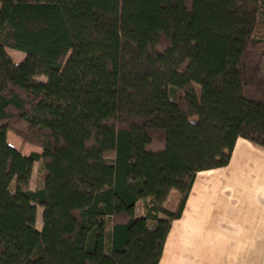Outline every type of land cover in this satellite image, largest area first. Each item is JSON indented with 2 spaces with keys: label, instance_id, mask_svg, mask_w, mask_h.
Instances as JSON below:
<instances>
[{
  "label": "trees",
  "instance_id": "16d2710c",
  "mask_svg": "<svg viewBox=\"0 0 264 264\" xmlns=\"http://www.w3.org/2000/svg\"><path fill=\"white\" fill-rule=\"evenodd\" d=\"M262 25L264 0H0V264H160L197 174L264 148Z\"/></svg>",
  "mask_w": 264,
  "mask_h": 264
},
{
  "label": "rangeland",
  "instance_id": "374dc122",
  "mask_svg": "<svg viewBox=\"0 0 264 264\" xmlns=\"http://www.w3.org/2000/svg\"><path fill=\"white\" fill-rule=\"evenodd\" d=\"M256 34L258 37L264 38V25L258 29ZM8 53L16 63L21 62L25 56L23 53L13 50H9ZM8 142L16 149H21L24 155H29L33 151H42L34 144L26 142L25 140L24 143H22L21 139L14 131L8 133ZM40 170L41 166L38 164L33 168L32 189H36L40 186ZM232 177L236 180L240 178V176L237 177L236 173H231L230 170L198 175L194 193H192L190 199L191 203L195 200L193 209L191 208L192 210H189L187 214L185 213L180 221H173L171 223V229L173 231L177 230L171 236V245L175 247L174 250H178L181 253L186 252L187 255L191 254L189 257H192V259L185 262L191 264L234 263L230 261L231 258L226 253H232L236 248H230L225 243L219 244L216 242L218 239H221V234L225 233L227 235H232V232L229 230H224V233L208 231L207 229L209 227L206 226H210L211 228H217V226L231 228V225H236L237 223L246 224L247 215L250 213L253 214V218L249 217V222L264 224V179L261 180L262 175H256L254 189L249 191H246L243 186V181L237 186L238 189L236 187L234 189L233 186H230L233 182ZM243 177L246 176H242V178ZM215 179L220 180V187L214 183ZM218 187L219 190L217 189ZM177 203L178 193L174 190L170 193L165 207L173 211ZM143 205L142 201L137 203L135 208L136 216H144L145 212ZM41 212L42 209L38 207L36 222L38 229L42 228ZM159 217L164 218L162 215H159ZM246 233L247 232L241 231L235 233V235H244ZM256 234L259 235L261 233L258 232ZM256 250L258 253L255 255L256 262L253 264H264V249L260 248ZM237 264L252 263L245 260Z\"/></svg>",
  "mask_w": 264,
  "mask_h": 264
},
{
  "label": "crops",
  "instance_id": "0c3cea01",
  "mask_svg": "<svg viewBox=\"0 0 264 264\" xmlns=\"http://www.w3.org/2000/svg\"><path fill=\"white\" fill-rule=\"evenodd\" d=\"M225 170L226 171L230 170L231 173H236L237 177L240 176L239 180H236L234 179V177H232L233 182L230 184V186H233L234 189L235 187L238 189L237 186H239L241 184L240 182L243 181V186L245 187L246 191L253 190L254 184L256 182L255 179L256 175H262L261 180L264 179V148L254 145L245 139L239 138L234 146V150L230 162L226 167L199 172L197 176L200 174H213ZM197 176L190 191L182 216L180 219L175 221H180L183 218V215L185 213L187 214V212L189 210H192L194 207L195 200L191 203L190 199L192 193H194ZM242 176H246V177L242 178ZM215 180L214 183L220 187L221 186L220 180H216L217 182ZM219 187L217 188L218 190ZM249 217L253 218V214L250 213L249 215H247L246 224L237 223L236 225L235 224L231 225V228H223L224 226L221 227L217 226V228H211L210 226H206L209 227L207 229L208 231L224 233L223 232L224 230L226 231L229 230L232 232V235H227L225 233L221 234L220 235L221 239H218L216 242L219 244L225 243L230 248H236V250L233 251L232 253H226L230 256L231 258L230 261H232V263L234 262L233 264H237L245 260L253 264L256 262L255 255L256 253H258L256 249H260V248L264 249V224H256L255 222L253 223L249 222ZM176 231H173L170 227V231L168 233V236L164 244L162 256L160 259V264H191L185 262L187 260L192 259V257H189L191 254L187 255L186 252L181 253L178 250H174L175 247L171 245L172 243L171 236ZM241 231L247 233L244 235H238V234L235 235V233H239ZM258 232L261 234L259 235L256 234Z\"/></svg>",
  "mask_w": 264,
  "mask_h": 264
}]
</instances>
